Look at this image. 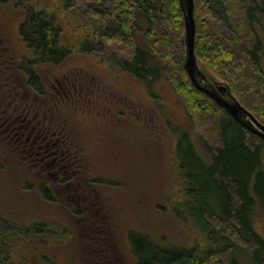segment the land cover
<instances>
[{"label": "rangeland", "instance_id": "obj_1", "mask_svg": "<svg viewBox=\"0 0 264 264\" xmlns=\"http://www.w3.org/2000/svg\"><path fill=\"white\" fill-rule=\"evenodd\" d=\"M30 11L55 19L59 48L70 51L61 63L37 64L27 48L19 28ZM89 26L65 0H0V219L29 231L12 237L7 253L24 264H136L131 231L162 246L207 245L184 218L187 197L174 155L186 131L209 162L199 135L216 146L214 126L197 113L189 117L166 80L152 85L154 97L107 59L80 52ZM253 29L264 37L260 26ZM260 67L264 76V57ZM27 70L37 74L41 92L29 85ZM23 120L36 125L33 134ZM40 129L53 139L63 135L64 152L75 155L65 182L29 155ZM40 184L53 202L42 197ZM255 228L264 239L259 205Z\"/></svg>", "mask_w": 264, "mask_h": 264}, {"label": "trees", "instance_id": "obj_2", "mask_svg": "<svg viewBox=\"0 0 264 264\" xmlns=\"http://www.w3.org/2000/svg\"><path fill=\"white\" fill-rule=\"evenodd\" d=\"M65 3L66 8L82 10L90 21V32L80 43V52L107 59L112 66L145 83L154 97L152 85L166 80L189 117L199 114L218 134L216 146L199 135L201 145L210 155L209 162L197 153L186 131L177 140L174 155L187 197L185 217L180 214L192 224L193 233L208 244L162 246L131 231L127 241L136 264H243L238 255L247 264H264V239L255 228L257 205L264 212V140L198 91L188 78L183 67L185 32L179 0H65ZM26 14L19 30L37 64L61 63L70 51L59 48L60 28L55 19L42 11ZM193 17L198 69L208 80L203 71L213 82L225 86L264 126V76L260 67L264 37L253 29L254 24L260 26L264 35V0H193ZM27 73L29 85L41 92L37 74L34 70ZM26 125L27 121L23 126ZM43 130L40 139L47 136L50 142L35 150L30 141L34 152L29 155L43 159L42 163L50 165L45 171L61 174L59 180L65 182L71 175L70 160L75 155L68 150L64 152L67 141L63 135L56 134L53 139ZM40 186L42 197L53 202L48 186ZM42 227L34 229L40 234ZM27 233L0 219V264H24L7 253V242Z\"/></svg>", "mask_w": 264, "mask_h": 264}, {"label": "water", "instance_id": "obj_3", "mask_svg": "<svg viewBox=\"0 0 264 264\" xmlns=\"http://www.w3.org/2000/svg\"><path fill=\"white\" fill-rule=\"evenodd\" d=\"M182 10L185 32L184 70L193 86L204 93L218 106L223 108L232 118L240 122L252 133L264 140V126L243 108L223 85L208 80L198 69L194 53L195 21L193 17V0H179ZM245 119V121H243Z\"/></svg>", "mask_w": 264, "mask_h": 264}, {"label": "flooded vegetation", "instance_id": "obj_4", "mask_svg": "<svg viewBox=\"0 0 264 264\" xmlns=\"http://www.w3.org/2000/svg\"><path fill=\"white\" fill-rule=\"evenodd\" d=\"M27 122H28L27 126L30 128V134H33L35 132V130L37 129V127H36V125H33L30 120H28ZM44 131L45 130H43V129L38 130L37 135L34 137L32 144L34 145L35 150H39L43 146H47L48 143L50 142V140H47V138H48L47 136H45L43 138L44 141L40 139V137H42L44 135L43 134ZM30 138H31V136H30ZM45 141L47 142V144Z\"/></svg>", "mask_w": 264, "mask_h": 264}, {"label": "bare ground", "instance_id": "obj_5", "mask_svg": "<svg viewBox=\"0 0 264 264\" xmlns=\"http://www.w3.org/2000/svg\"><path fill=\"white\" fill-rule=\"evenodd\" d=\"M245 127V126H244ZM258 136V135H257Z\"/></svg>", "mask_w": 264, "mask_h": 264}]
</instances>
